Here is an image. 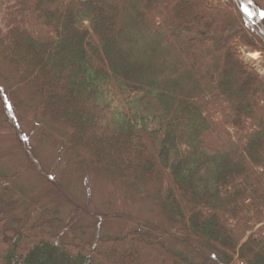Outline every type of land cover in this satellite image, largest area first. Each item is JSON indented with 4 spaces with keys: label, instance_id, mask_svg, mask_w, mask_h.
<instances>
[{
    "label": "trees",
    "instance_id": "1",
    "mask_svg": "<svg viewBox=\"0 0 264 264\" xmlns=\"http://www.w3.org/2000/svg\"><path fill=\"white\" fill-rule=\"evenodd\" d=\"M0 3L7 101L171 227L67 240L3 187L0 264H264V76L241 54L264 41L243 16L219 0Z\"/></svg>",
    "mask_w": 264,
    "mask_h": 264
},
{
    "label": "rangeland",
    "instance_id": "2",
    "mask_svg": "<svg viewBox=\"0 0 264 264\" xmlns=\"http://www.w3.org/2000/svg\"><path fill=\"white\" fill-rule=\"evenodd\" d=\"M219 1L231 5L264 41V0ZM241 54L264 76V51L244 48ZM6 94L0 78V122L11 124L0 128V201L6 187L18 203L16 214L24 215L34 207L46 208L47 217L56 214L61 220L57 233L67 240L79 232L89 240L95 232L118 236L138 228L159 227L160 232L171 229L156 200L126 186L116 174L79 165L61 133L39 123L33 109L15 110ZM165 237L170 247L178 248ZM183 251L199 258L186 248Z\"/></svg>",
    "mask_w": 264,
    "mask_h": 264
}]
</instances>
